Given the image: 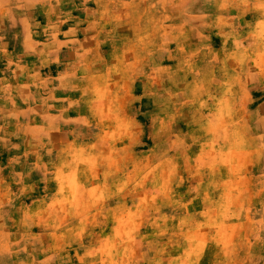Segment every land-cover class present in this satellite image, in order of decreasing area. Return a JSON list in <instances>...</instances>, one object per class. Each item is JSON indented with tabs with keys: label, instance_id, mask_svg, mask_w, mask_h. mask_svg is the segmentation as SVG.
<instances>
[{
	"label": "rangeland",
	"instance_id": "rangeland-1",
	"mask_svg": "<svg viewBox=\"0 0 264 264\" xmlns=\"http://www.w3.org/2000/svg\"><path fill=\"white\" fill-rule=\"evenodd\" d=\"M264 0H0V264H264Z\"/></svg>",
	"mask_w": 264,
	"mask_h": 264
},
{
	"label": "crops",
	"instance_id": "crops-1",
	"mask_svg": "<svg viewBox=\"0 0 264 264\" xmlns=\"http://www.w3.org/2000/svg\"><path fill=\"white\" fill-rule=\"evenodd\" d=\"M256 115L259 118L264 119V102L257 108Z\"/></svg>",
	"mask_w": 264,
	"mask_h": 264
}]
</instances>
